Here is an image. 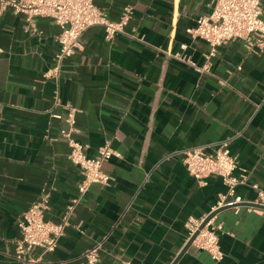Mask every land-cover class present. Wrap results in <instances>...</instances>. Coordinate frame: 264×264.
<instances>
[{
	"label": "crops",
	"instance_id": "obj_1",
	"mask_svg": "<svg viewBox=\"0 0 264 264\" xmlns=\"http://www.w3.org/2000/svg\"><path fill=\"white\" fill-rule=\"evenodd\" d=\"M95 4L112 22L132 8L126 31L135 39L91 28L59 71L55 23L0 15V264H22V213L47 196L46 219L58 224L77 196L82 177L68 161L62 106L78 110L74 137L89 157L107 140L119 157L103 168L111 184L92 186L72 213L55 263L84 264L101 245L99 264H173L189 242L188 220L207 218L225 193L221 179L199 186L189 175L191 148L228 142L246 182L238 196L255 201L251 185L264 190V50L234 40L208 59L211 48L189 31L213 0ZM262 8L264 18V0ZM217 221L224 260L192 246L179 264H264V208L240 205Z\"/></svg>",
	"mask_w": 264,
	"mask_h": 264
},
{
	"label": "built area",
	"instance_id": "obj_2",
	"mask_svg": "<svg viewBox=\"0 0 264 264\" xmlns=\"http://www.w3.org/2000/svg\"><path fill=\"white\" fill-rule=\"evenodd\" d=\"M95 1L0 0V15L11 12L17 16H23L31 27L35 26L38 19H47L55 23L60 29L57 38L60 50L56 57V71H59L63 62L73 57L82 48V38L91 28L102 27L108 40L118 35L135 39L134 34L126 31L132 18V8H127L119 21L112 22L96 6ZM189 34L211 48L208 59L215 56L219 47L234 40L244 42L249 49L264 50L262 0H213L211 14L200 17L196 27L191 29ZM62 110L66 115L65 122L68 126V129L61 131V136L67 141L70 149L68 161L79 169L82 179L77 196L72 200L61 223L57 224L46 219L49 211L47 196L20 215L18 227L22 240L17 247L16 259L22 264H58L49 258L65 236L72 213L82 204L92 186L111 184L113 179L105 174L103 168L105 163L119 157V154L113 150L110 140L105 141L97 156L89 157L86 153L89 147L74 137L77 132L78 110L69 105L62 106ZM53 117L61 119L60 115H53ZM183 154L184 166L199 186H204L205 182L211 178H219L225 187V193L220 196L212 214L224 208L235 209L240 205H246L250 210L264 208V190L259 185H251L257 193L255 201H247L238 196L237 188L246 185V182L244 178L241 179L235 175L238 163L231 154L228 142L221 143L212 152H208L203 147H195L184 151ZM207 218L188 220L185 226L188 241L196 236L192 246L207 253L214 262L220 263L225 258L220 243L224 226L215 216L202 228ZM101 250V245L87 250L84 254V264H99Z\"/></svg>",
	"mask_w": 264,
	"mask_h": 264
},
{
	"label": "water",
	"instance_id": "obj_3",
	"mask_svg": "<svg viewBox=\"0 0 264 264\" xmlns=\"http://www.w3.org/2000/svg\"><path fill=\"white\" fill-rule=\"evenodd\" d=\"M226 210H230V208H224V209L218 210L217 212L211 214V215L206 219V221L204 222L202 228H204V227L207 225V223H208L212 218H214L215 216H217L218 214H220V213H222V212H224V211H226ZM195 237H196V236H195ZM195 237H194L193 239H191V240L188 242L187 246L184 248V250H183V252L181 253V255L175 260V262H174L173 264H179L181 258L184 256V254H186V253L188 252V250L192 247V243H193V241L195 240Z\"/></svg>",
	"mask_w": 264,
	"mask_h": 264
}]
</instances>
